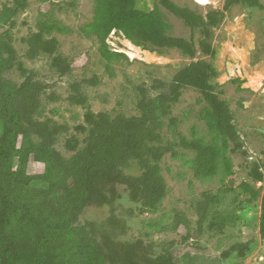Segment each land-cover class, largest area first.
Wrapping results in <instances>:
<instances>
[{
    "label": "trees",
    "instance_id": "1",
    "mask_svg": "<svg viewBox=\"0 0 264 264\" xmlns=\"http://www.w3.org/2000/svg\"><path fill=\"white\" fill-rule=\"evenodd\" d=\"M16 2L17 6L6 5L0 11V29L9 26L0 34V264H219L230 254L241 253L242 248L235 247L221 258L191 250L179 256L171 251L154 255L140 244L122 250L120 236L125 225L114 211L119 200L117 186L140 191L144 207L151 213L160 211L169 191L161 163L170 153L178 156L173 142L164 135L165 120L170 119L171 127L176 124V118H171L173 108L188 88L199 90L207 103L202 118L213 135L211 141L196 134L192 140L181 139V145L195 153V177L212 179L220 163L227 176L233 175L228 147L240 136L227 101L220 98L212 84L218 75L215 67L193 61L170 82L156 80L151 87L139 86V115L88 113L86 145L66 158L55 147L63 128L51 120L36 118L46 84L31 71L26 72L21 84L7 77L19 59L11 31L15 28L12 20L20 13L23 2ZM136 3L137 0H97L94 20L83 30L96 35L102 56L109 62L127 58L107 43L114 32L137 47L177 48L192 58L201 51L215 58L213 29L226 14L236 6L264 9L260 0H225L223 10L203 16L172 0H160L171 14L200 31L202 38L196 43L169 35L159 7L137 9L133 7ZM68 32L69 28L42 12L37 31L22 39L27 57L35 60L42 54L52 55V67L61 75L70 73L71 62L58 54L59 43L50 37ZM71 89L72 103L87 101L81 83H73ZM31 162L43 164L44 172L31 174ZM134 165L140 169L138 176L129 172ZM256 176L263 180L261 173ZM242 188L254 199L259 198L260 192L249 184H242ZM234 191L227 185L221 194L203 196L196 231L181 212L166 229L184 233L183 239L188 242L195 235L202 237L205 231L222 232L235 225L241 220L240 208L217 210L224 197ZM90 205L110 207L112 214L101 223L81 224ZM260 231L264 237V196Z\"/></svg>",
    "mask_w": 264,
    "mask_h": 264
},
{
    "label": "rangeland",
    "instance_id": "2",
    "mask_svg": "<svg viewBox=\"0 0 264 264\" xmlns=\"http://www.w3.org/2000/svg\"><path fill=\"white\" fill-rule=\"evenodd\" d=\"M21 1L23 8L12 20L15 28L11 31L19 59L7 77L21 84L26 72L31 71L46 84L36 118L39 121L51 120L63 128L55 147L66 158L86 145L90 129L85 120L88 113H108L112 117L119 114L139 115V86L151 87L156 80L170 82L193 61L208 62L215 67L218 75L212 84L220 98L227 101L240 136L239 143L231 141L228 147L233 175L227 176L220 163L218 174L212 179L203 181L195 177L192 168L195 153L182 146L181 139L192 140L196 134L211 141L213 135L202 118L207 103L203 101L200 91L196 88L185 89L173 108L171 118H176V124L171 127L170 119L165 120L164 135L173 142L178 156L170 153L161 163L169 191L160 211L149 212L143 205L140 191L116 187L119 200L114 211L125 225L124 233L120 236L121 246L125 250L128 245L140 244L145 251L154 255L171 251L179 256L191 250L194 254L220 258L223 253L241 247V253H232L219 264H264V237L260 231L264 196V9L236 6L228 12L224 21L213 29L212 42L217 50L215 58L201 51L192 58L177 48L155 49L134 45L138 50L131 51L125 43L126 39L114 32L107 43L112 50L124 53L127 58L109 62L102 56L101 43L96 35L83 31L94 20L97 0ZM172 1L203 16L214 10H223L225 4V0H209L207 3H200L199 0ZM260 1L264 6V0ZM6 5L17 6V2L0 0V11ZM133 7L143 10L159 7L171 36L196 43L202 38L200 31L171 14L160 5V0H137ZM42 12L70 29L68 33H53L50 36L59 43L58 54L67 57L72 64L73 70L66 75H61L52 67L54 56L42 54L30 60L26 55L27 46L22 39L37 31ZM8 28H1L0 34ZM76 82L82 84L87 98L85 103H72L69 100L71 86ZM238 144L242 146L239 148ZM29 172L41 174L44 165L31 162ZM129 172L140 175V169L135 165ZM257 172L262 174V181L258 180ZM230 180L234 182L232 189L235 191L224 197L217 210L240 208L239 222L222 232L205 231L202 237L195 235L188 242L183 239L184 233L166 229L177 212H181L196 231L203 196L221 194ZM242 184H249L259 191V198L254 199L242 188ZM111 214L110 207L90 205L80 223H101Z\"/></svg>",
    "mask_w": 264,
    "mask_h": 264
},
{
    "label": "bare ground",
    "instance_id": "3",
    "mask_svg": "<svg viewBox=\"0 0 264 264\" xmlns=\"http://www.w3.org/2000/svg\"><path fill=\"white\" fill-rule=\"evenodd\" d=\"M126 45L128 46L129 50L131 51H135L138 50L129 40L125 41ZM134 56V53L132 52V54ZM136 55V54H135Z\"/></svg>",
    "mask_w": 264,
    "mask_h": 264
},
{
    "label": "water",
    "instance_id": "4",
    "mask_svg": "<svg viewBox=\"0 0 264 264\" xmlns=\"http://www.w3.org/2000/svg\"><path fill=\"white\" fill-rule=\"evenodd\" d=\"M228 184H229V186H230L231 188L234 187V182H233V180H230Z\"/></svg>",
    "mask_w": 264,
    "mask_h": 264
},
{
    "label": "clouds",
    "instance_id": "5",
    "mask_svg": "<svg viewBox=\"0 0 264 264\" xmlns=\"http://www.w3.org/2000/svg\"><path fill=\"white\" fill-rule=\"evenodd\" d=\"M200 3H207L209 0H199Z\"/></svg>",
    "mask_w": 264,
    "mask_h": 264
}]
</instances>
